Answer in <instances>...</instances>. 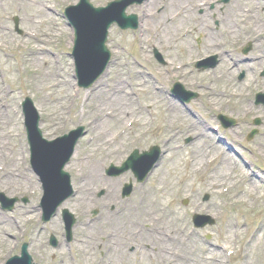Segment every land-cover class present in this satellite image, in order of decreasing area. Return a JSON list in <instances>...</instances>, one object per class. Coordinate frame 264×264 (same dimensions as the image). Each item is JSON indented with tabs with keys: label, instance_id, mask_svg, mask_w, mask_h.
Masks as SVG:
<instances>
[{
	"label": "rangeland",
	"instance_id": "1",
	"mask_svg": "<svg viewBox=\"0 0 264 264\" xmlns=\"http://www.w3.org/2000/svg\"><path fill=\"white\" fill-rule=\"evenodd\" d=\"M77 1L0 0V93H2L1 90L6 91L5 94L0 95V110L11 118L13 127L9 131L14 135L4 151H1L0 148V164H5L9 169H17L21 176L18 180L15 179L17 181L10 186L2 185L0 182V191H5L7 197H17L19 199L14 211L4 212L0 210V216L5 218V225L0 222V264H4L9 257L20 253V248L23 244L20 234L27 227L28 233L30 232L28 235H31L32 232L36 233L34 234L35 241L39 240V231L42 232L40 240L43 244H47L50 235H60L63 228L61 213L46 225L41 221L42 209L40 203L43 193L38 177L30 167V151L24 126L23 101L25 98L32 99L41 117V130L45 139H55L78 126H84L86 129V136L76 148L77 157L71 161V166L65 169L71 176L75 195H82L78 189L81 185L80 179L77 177L80 169L74 168V165L89 153L99 156L93 152L91 147V140H94L98 132L94 125L92 127V122L94 121L93 111L96 108H94L96 102L94 96L97 94L95 89L100 82L101 84L111 85L121 81H124V85L126 82L128 89L131 86L138 92H136L134 107L140 106L144 112L150 113V117L147 116L149 125L146 128L139 133H132L126 137L124 141L118 143V147L125 151L124 159H126L135 149L143 152L148 151L152 146H159L163 151V158L159 165L161 168L156 169L144 184H138L131 171L117 178L107 177L105 172L109 167L122 166L126 161L124 159V161H119L117 157L108 159L102 172L101 182L97 181L93 189L89 187L87 190L84 186V190L87 193L83 195L86 200L82 203V201L74 198V195L62 207L75 214L79 221L78 228L75 230V237L78 243L75 241L68 248L63 247L59 251L51 250L49 253L40 250L38 247H32L30 249L31 255L34 257V252H36L39 259L42 255L45 256L47 254V261H49L47 264H58L60 261L64 264H80L83 253L81 248L89 240L93 242L96 239L98 242L97 244L96 241L94 242L95 257L97 256L98 259H101L102 257L105 258L106 254L111 256L113 252L109 253L111 242L107 239V236L112 231L115 232L120 220L122 225L126 227L125 236H130V240L129 237L127 238L128 241L123 239L127 254L129 253L132 256L130 264H163L160 258L144 259L142 257L141 252L144 250H142L143 244L140 240L143 235H138L134 218L137 215L144 222H148L145 218H148L150 212L146 215L136 214L135 208L143 199V195L147 190L158 188L162 177L157 172L174 158L175 152L173 151L176 147H179L182 159L178 167L174 171L171 170L175 176V178H172L174 185L171 190H168L164 198L166 201L165 205L168 208L180 211L179 213L184 223L198 235L202 246L208 245V243L222 245L228 237L226 230L228 225L231 222H235L237 226L236 241L232 240V244L228 247L229 251L233 250L235 253L229 254V252L225 251V263L223 264H242V250L256 233L255 230L264 223V200L255 201L252 197L239 199L235 197L233 192L232 195L226 194L217 197L211 191L204 189L202 175L188 178V163L192 150H196L202 142H205L211 148L212 146L224 147L217 145L220 138H223V140L233 146V152H229L230 156L248 176L239 185L238 189L250 192L249 189L250 187L252 188L251 180H253L255 175L262 180L257 190L261 194L264 193V107L255 105L256 94L259 91L264 92V76H262L264 68L262 70L258 69L260 65L258 62L243 63L240 65V71L247 72L244 81H238L240 72V74L232 75L229 83L216 85V88L223 89L226 87L230 92V96L225 101H219L214 95L203 90L204 86L210 85L203 76L212 69L205 71L194 69L195 59L203 56L209 50L210 45H208V42L212 44L213 42L223 41L225 48L243 61L247 58L249 60L257 58L255 56L256 39H247L251 28L248 24L244 23L242 26L232 30L231 36H226V31L231 28L228 27L230 18L232 19L234 15L238 14L234 5L240 0H231L227 5H218L217 20L219 26L217 31L212 30L211 26H213V23H210V30L205 33L208 36L204 35L202 37L198 33L197 28H195L194 32L191 31L187 38L192 48L190 52L181 48H177L176 51L174 49L170 51L164 47L163 43L156 44V46L151 43L142 45L145 41L152 38V33L147 32L148 28H156L149 27L150 20H146L144 26L135 33L132 31H121L119 28L113 27L109 34L108 47L113 55L109 70L103 76L102 81L87 90L80 89L77 86V81L74 77V63L70 56L72 52L71 30L63 20V14L59 11L62 7L67 6L68 3ZM111 1L113 0H92V3L94 6H105ZM257 2L262 5L258 10V14L263 17L264 0H258ZM47 3L51 6V10L54 11L48 12L42 6H38L42 4L46 6ZM156 4H158L157 9L163 7V10H166L170 5L169 0H154V2L146 4L147 6L144 9H134V12L143 15L144 12L152 11ZM174 4L176 5L177 2ZM131 11L129 9L128 13H131ZM15 16H18L23 21L21 27L26 34H34L31 36L32 38L24 37L26 34L17 36L14 33L12 21ZM194 23L199 28L204 23H209V21L206 16L201 17L198 15ZM253 26L260 31H264V20H259ZM157 27L158 33L160 35L164 34L159 30L162 27L159 25ZM49 33L50 35H48ZM44 35H46L45 38ZM48 37L53 40L48 42ZM36 39L38 40L36 41ZM42 40H47L45 45H48L49 48H43L44 46L41 47L39 45ZM248 43H252V50L247 56H244L243 49ZM142 50L145 53L141 52ZM155 50L162 55L165 61L173 62L174 67H179L183 62L189 61H191L192 66L186 73H178L176 78H174L173 72L170 71L171 66L168 64L161 65L156 61L154 57ZM40 53L43 54L40 57L45 58L44 66L60 70L61 79L71 85L72 100L65 108H61L59 104H47V102H44L42 95L50 93L47 85L39 90L32 86L34 70L36 69L27 67L25 63L34 54ZM177 71L182 72V67H179ZM181 78H183V83L186 84V89L199 94V99L193 101L189 108L192 112L202 116L205 126L202 125L200 128L208 129L205 133L212 138L211 140L209 137L202 138L197 134H193L195 127L191 123L193 119L184 107L177 108L179 111L175 115L178 113L179 119L173 123L172 127H169L165 120L164 103L166 99L179 104L176 99L171 97L170 92L175 83L174 81ZM57 81L52 84L55 85L58 83ZM143 81L148 82L149 86H152V83L157 81L159 88H163L161 92H158V95H161L159 100L146 99L148 98V92H140L136 89L135 85L143 84ZM57 89L53 88L51 92L55 93ZM160 114L162 117H160ZM219 115L237 119L238 127L224 130L218 121ZM257 118H260L263 124L258 128V134L251 141H248L247 138L254 129L253 121ZM212 128L213 130L216 128V131H213ZM108 130H112V126H109ZM1 134L2 129L0 126V138ZM188 139L192 141L185 144ZM240 171L237 170L235 174L240 175ZM4 179V176L0 174V181ZM130 181L135 186L134 195L125 201H119L121 188ZM101 190H105V195L99 196L102 193ZM206 195L209 197L207 202L204 201ZM229 196L231 198L226 199ZM25 199H27L26 203L24 202ZM184 200H188L189 203L184 205ZM118 201L121 203H117ZM78 202L79 204H77ZM115 204L117 207L112 213L110 208ZM94 209L99 211L102 221L97 223L98 227L93 229L92 226H84V223L91 219L89 211ZM195 214L212 216L216 221V225L204 229H195L192 223V217ZM145 239H149V236H146ZM235 243L237 244V250H234ZM131 247L135 248L132 253L129 252ZM259 257L261 264H264V253L260 254ZM101 261L103 262V260ZM101 261L95 262L101 264ZM170 264L176 263L172 262Z\"/></svg>",
	"mask_w": 264,
	"mask_h": 264
},
{
	"label": "bare ground",
	"instance_id": "2",
	"mask_svg": "<svg viewBox=\"0 0 264 264\" xmlns=\"http://www.w3.org/2000/svg\"><path fill=\"white\" fill-rule=\"evenodd\" d=\"M156 1V0H155ZM177 2L175 7L171 5ZM258 0H240L235 3V8L238 14L230 18L231 27L226 31L227 36H229L232 30L242 26L244 23L248 24L251 28L249 31L248 38L256 39V60L260 65L258 69L264 68V31L258 30L255 25L259 20L263 19L258 14V10L261 8V4L257 2ZM154 0H151V3ZM169 6L166 12L163 14L159 21V26H162L159 30L164 34L160 35L158 33V27L153 29H148V32L152 33V38L145 41V43H151L153 46L159 43H163L164 47L168 50L177 48L185 49L188 52L192 51L190 44L187 41L189 30L196 27L197 24L194 23L195 11L194 3L192 0H170ZM158 4H156L157 6ZM43 9L47 11V5H41ZM200 7V5H195ZM176 9V10H175ZM209 18V14H207ZM179 22V25H175ZM199 34L205 33V30L200 29ZM185 38V40H184ZM140 45V46H142ZM209 50L205 54L214 53L218 55L220 60V66L212 72L206 73L203 78L210 83L208 86H204L203 90L214 95L219 101H225L230 96V92L226 87L223 89L216 88V85L229 83L232 75L240 72L239 65L237 63L238 58H234V55L228 51L222 44L218 42H213L210 44ZM143 52V50L141 51ZM145 53V52H143ZM43 54H35L32 58L27 60V67L34 68L36 70L34 78L32 80V86L39 90L42 87L48 85L53 87L52 83L58 80L56 87L58 88L55 93L51 92L49 94H43L44 102L47 104H59L61 108H65L72 100L71 85L68 84L64 79H61V72L56 68L44 66L45 58L40 57ZM146 59V57H145ZM190 62H185L183 65L184 69L190 67ZM171 72H175V67L171 64ZM1 73V72H0ZM161 77V74H160ZM157 81L149 86L148 82H143V86L137 85L136 89L140 92H148L146 99H151L152 101L159 100L161 95L158 92L163 89L159 88ZM149 86V87H148ZM211 86V88H210ZM73 87V85H72ZM0 95L5 94V90H1ZM97 93L94 98L95 110L93 111L95 129H98L94 140L91 142L92 150L99 156L89 153L85 155L84 158L74 165V168L80 169L77 173L78 179H80L81 185L79 190L82 195H76L75 198L82 203L86 200L84 190L93 189L96 182H101L102 172L105 168V163L111 157H117L119 161L124 159L125 151L119 148L118 143L124 141L126 137L131 135V133L136 134L142 131L149 125L147 116L150 117L149 112H144L143 109L138 106L134 107L135 90L130 86L129 89L124 81L109 84H99L95 89ZM55 96V98H53ZM167 98V97H165ZM105 105V106H103ZM108 106V107H106ZM165 107V120L169 127H172L173 123L179 119L178 113L175 115L177 108L184 107L183 104L178 106L175 102L167 100L164 103ZM192 117V125H194L193 134L199 135V137L206 138L205 131L207 128H200L202 125L205 126L203 118H199L197 114L190 112ZM129 124L135 125L134 128H129ZM0 126L2 129V135L0 138V148L4 151L9 141H11L14 135L9 131L13 125L11 118L0 110ZM112 126V130H108V127ZM209 127V126H208ZM171 129V128H169ZM210 140L212 139L209 137ZM220 140L218 144H220ZM227 149L220 148L218 146L209 147L205 142L198 145L196 150H192L191 157L189 159V175L188 178L200 176L203 177V187L206 191H211L213 195L219 197L226 194L234 193L235 197L243 199L248 197L256 200H264V193H260L257 190L258 185L262 182L261 178L253 176L251 180V186L249 191H243L238 189L239 185L243 180L248 177L246 172L240 168L234 159L230 156L229 152H233V148L224 145ZM77 157V153L74 158ZM182 159V153L180 151H175L174 158L166 165L164 168L159 170V175H161L162 180L158 184V188L153 190L149 189L143 195V199L135 208V213L148 214V218H145L148 222H144L139 216H135L134 221L137 228L138 235L143 237L142 250L140 251L144 259H156L160 258L163 264H170L175 262L176 264H223L225 263V251L229 254H234L233 250L229 251L228 247L232 244V240L236 241L237 226L235 222H231L227 227L228 237L225 239L222 245L215 243H208V245L202 246L201 241L189 227L184 223L183 218L180 216V211L177 209L168 208L165 205V196L168 190H171L174 182L172 178H175L174 171ZM71 166V165H70ZM240 171V175L235 174L236 171ZM0 174L4 176V180L0 181L3 184L10 186L15 183L21 176L19 171L15 168H7L5 164H0ZM17 179V180H15ZM254 181V182H253ZM88 184V185H87ZM80 197V198H79ZM231 198L230 196L226 199ZM79 204V202L77 203ZM220 204V203H219ZM216 204V205H219ZM5 218L0 216L1 224L4 223ZM3 221V222H2ZM118 229L121 232L120 238L122 240L112 237L111 247L113 250L112 255L105 260L104 264H129L131 262L132 256L127 254V249L123 245L124 232L121 221L118 222ZM149 236V239L145 237ZM108 243V242H107ZM108 245V244H107ZM234 250H237V244H234ZM83 251L80 264H92L94 262V250L95 244L92 240L81 248ZM264 253V224L256 231V233L251 237L250 241L246 244L245 248L242 250V264H261L258 258L260 254Z\"/></svg>",
	"mask_w": 264,
	"mask_h": 264
},
{
	"label": "water",
	"instance_id": "3",
	"mask_svg": "<svg viewBox=\"0 0 264 264\" xmlns=\"http://www.w3.org/2000/svg\"><path fill=\"white\" fill-rule=\"evenodd\" d=\"M142 0L134 1V0H121L118 2H115L113 4H110L107 9H93L89 3L88 0H83L81 7L83 8L81 16H84V21L90 25L92 28H95L92 30V28L89 30L88 33H84L81 31V27H79L80 30V46L77 49V58L81 57L82 54H85L87 52H91L93 55V59H97L98 55L103 54L105 58H107L108 53L105 49V43L107 38V31L110 28L111 24L113 22H118L121 24L124 28H130L134 22L136 21L135 17H127L125 15V10L128 6L132 5L133 3H141ZM118 11L119 13H115ZM79 45V44H78ZM100 61V57H99ZM97 61V62H99ZM103 70V66L98 67L96 70L93 71L92 75L97 76L100 74V72ZM261 96H259L260 98ZM224 124L226 127L228 125H234V121L227 120L225 118H222ZM255 124L260 125V121L257 120ZM38 136V139L40 138V134L36 133ZM73 135V134H72ZM81 136V134L78 135V137L75 138H69L65 137L63 140L67 139V142L65 145H63V149L61 151H58V149H55L53 153L49 157H41L37 158V162L42 169L41 175L45 179V184L48 186V189H50L51 194L55 195V192H62L67 191V196L71 195V187L69 183V176L65 175L63 172V168L69 161L71 155L73 154L74 147L76 145V142L78 138ZM61 140V141H63ZM128 167H125L121 171L127 170ZM119 171V172H121ZM149 169L146 170L143 174H141V179L145 177V175L148 173ZM61 203V202H60ZM59 203V204H60ZM57 204L53 211L51 212V216L55 213ZM67 215V212H65ZM70 222L73 223V218L70 215ZM210 224H213V222L209 221ZM205 224H202L201 226H204ZM25 255V254H24Z\"/></svg>",
	"mask_w": 264,
	"mask_h": 264
}]
</instances>
